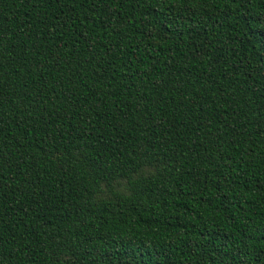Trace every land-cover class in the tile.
I'll list each match as a JSON object with an SVG mask.
<instances>
[{
    "label": "trees",
    "instance_id": "obj_1",
    "mask_svg": "<svg viewBox=\"0 0 264 264\" xmlns=\"http://www.w3.org/2000/svg\"><path fill=\"white\" fill-rule=\"evenodd\" d=\"M0 264H264V0H0Z\"/></svg>",
    "mask_w": 264,
    "mask_h": 264
}]
</instances>
